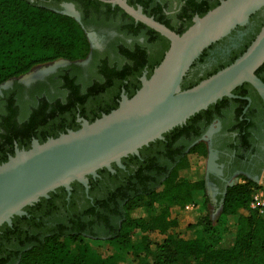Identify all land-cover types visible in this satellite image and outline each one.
Listing matches in <instances>:
<instances>
[{
	"label": "trees",
	"instance_id": "1",
	"mask_svg": "<svg viewBox=\"0 0 264 264\" xmlns=\"http://www.w3.org/2000/svg\"><path fill=\"white\" fill-rule=\"evenodd\" d=\"M191 2L195 3L189 0V3ZM129 3L135 7L137 4L142 5L147 15L164 23L160 6L149 8V0H130ZM219 4L220 0H204L203 4H196L188 17L189 23L177 33L182 34L193 24L194 14L204 16ZM124 14L129 16L126 12ZM132 20L134 21L133 18ZM250 20L255 22V28L245 38L241 47L234 51L231 60L206 71L203 76L192 74L196 60L183 80V89L197 85L245 52L264 25V8L253 14ZM139 24L148 28L151 41L161 43L158 55L152 56L143 49L133 53L122 50L120 54L126 63L120 67L105 64L100 71L103 82L88 89L84 95L75 93L71 100L72 105L64 107L59 104L51 108L47 102L42 101L33 110L25 111L20 121L10 120L2 123L0 164L7 161L10 155H14L15 143L19 148L29 149L33 139L43 143L69 129L76 130L81 125L76 122L75 113H80L89 122H93L102 114L118 107L119 101L116 98L123 88L130 98L136 93L142 83L136 82L131 89L129 84L136 80L140 66L147 63L150 65V77L170 46L169 40L159 32L144 23ZM86 29L85 22L40 5L39 2L0 0V87L9 80L30 73L40 65L62 59L73 63L86 59L92 52ZM208 48L204 50L201 59ZM263 73L264 65L257 71V75L264 81ZM246 85L249 83L239 86L233 93L242 92ZM227 99L224 97L223 100ZM208 110L196 113L186 124L166 132V142H170L178 131L190 129L192 123ZM156 141L164 142L159 139ZM154 142L150 144L153 145ZM192 151L206 155L207 146L201 143ZM127 158L122 161L126 167L129 159L139 160V157L134 155ZM187 166L185 157L161 187L136 189L124 195L123 200L126 202L122 208L124 214L121 216V225L117 226L116 232L110 237L96 241L101 247L111 249L109 255L104 256L95 249L94 239L58 233L39 240L34 246V243L25 245L15 261H18V264H264V213H260L259 207L252 206V185L256 184L255 181L229 186L225 195L219 198L220 211L216 217L209 208L210 199L205 194L202 209L192 226L193 237L187 238L177 229L176 220L171 219L172 213L180 206L184 207L194 201L196 191L206 189L204 179L193 181L181 174ZM113 167L121 171L115 164ZM98 172L103 176L104 172L108 171L104 168ZM129 178L141 181L144 179V172L140 169ZM120 185L119 190H124L130 184L125 181ZM156 203H162L165 210L160 215L150 216ZM14 218L19 216H14L12 220ZM15 226L16 223H13V227ZM11 229L7 223L0 228V264L3 262L2 239ZM158 229L165 236L160 242L153 243L149 234Z\"/></svg>",
	"mask_w": 264,
	"mask_h": 264
},
{
	"label": "flooded vegetation",
	"instance_id": "2",
	"mask_svg": "<svg viewBox=\"0 0 264 264\" xmlns=\"http://www.w3.org/2000/svg\"><path fill=\"white\" fill-rule=\"evenodd\" d=\"M31 1L85 22L92 52L86 59L45 64L39 74L23 78L24 75L4 83L0 88V136L2 123L20 121L25 111L33 110L42 101L51 108L59 104L64 107L72 105L75 93L84 95L88 89L103 82L100 71L105 64L120 67L126 63L120 54L122 50L133 53L143 49L152 56L158 55L160 50L161 43L149 39L148 28L134 18L133 21L130 15L126 16L117 5L102 0L99 3L87 0ZM192 1L195 3H189V0H149V8L160 6L163 24L178 32L189 23L188 17L196 4L204 2ZM196 16L194 14L192 20ZM254 28L255 22L249 20L214 43L202 59L201 56L197 59L192 74L203 76L206 71L229 62ZM149 70L148 63L140 66L129 89L136 82H142ZM123 90L126 93L123 88L116 100H121ZM234 95L202 110L210 109L196 119L190 129L178 131L170 142L164 137L159 139L164 142L155 141L153 145L142 147L139 155H134L139 160L129 159L128 167L115 164L121 171L114 167L113 172L105 168L108 172L103 176L99 172L97 176H88V189L75 181L71 192L59 187L49 197L25 207V214L14 218V222L12 220V229L2 239L1 264H18L15 258L25 245L34 243V246L53 234L77 235L95 242L110 237L121 225L122 208L126 202L124 195L136 189L161 187L178 163L202 142L207 146L205 184L218 200L229 186L256 181L264 171V101L251 84ZM80 118L84 117L75 113V120L81 125ZM124 159L128 158H123V162ZM140 169L144 172V179L129 178ZM125 181L129 187L119 190ZM13 223H16L15 227Z\"/></svg>",
	"mask_w": 264,
	"mask_h": 264
},
{
	"label": "water",
	"instance_id": "3",
	"mask_svg": "<svg viewBox=\"0 0 264 264\" xmlns=\"http://www.w3.org/2000/svg\"><path fill=\"white\" fill-rule=\"evenodd\" d=\"M102 1L119 6L135 21L156 30L170 46L150 77H142L141 87L131 98L123 90L117 108L93 122L80 118V128L43 143L33 139L29 149L16 145L14 155L0 164V228L4 223L11 225L14 216L25 214V207L59 187L71 192L77 181L88 189V176H97L103 168L113 172V164L124 167L123 158L139 155L142 147L163 139L166 132L218 100L235 97L233 91L244 83L251 84L264 101V81L257 75L264 65V25L234 62L197 85L182 88L204 50L247 24L264 8V0H220L204 16L197 15L182 34L127 0Z\"/></svg>",
	"mask_w": 264,
	"mask_h": 264
},
{
	"label": "rangeland",
	"instance_id": "4",
	"mask_svg": "<svg viewBox=\"0 0 264 264\" xmlns=\"http://www.w3.org/2000/svg\"><path fill=\"white\" fill-rule=\"evenodd\" d=\"M50 64V63H49ZM44 66L40 65L35 67L29 74L25 75L23 78L27 77L28 75L39 74L43 71ZM204 143V142H202ZM186 161L188 166L185 170L181 173L189 177L193 181H201L206 177V170H207V161L206 155H202L196 151H191L190 155L186 156ZM255 185H252V197L256 198V203L261 206L262 214L264 213V171L259 178L255 181ZM205 194L209 197V208L213 212L214 217H216L220 211L219 207V200L214 195V191L210 187H206L205 190H198L194 194V201L191 203L196 204V208L193 211L185 210V207L180 206L178 210L172 213L171 219H175L177 222V229L183 233L187 238H191L194 236V227H192L198 218V215L202 209V204L204 202ZM165 206L162 203H156L150 212V216L160 215L164 212ZM164 233L158 229L149 234V238L153 243L160 242L164 238ZM95 249L104 256H107L111 253V249L104 248L99 245V243L95 242ZM74 246L75 244L72 243ZM176 264H181L178 262Z\"/></svg>",
	"mask_w": 264,
	"mask_h": 264
},
{
	"label": "built area",
	"instance_id": "5",
	"mask_svg": "<svg viewBox=\"0 0 264 264\" xmlns=\"http://www.w3.org/2000/svg\"><path fill=\"white\" fill-rule=\"evenodd\" d=\"M253 198V200H252V206L253 207H259V210L261 209V206H263V205H259V204H257L256 203V198L257 197H252ZM185 207V210H188V211H193V210H195V208H196V204L195 203H189V204H187V205H185L184 206ZM263 211H261V213H262Z\"/></svg>",
	"mask_w": 264,
	"mask_h": 264
}]
</instances>
